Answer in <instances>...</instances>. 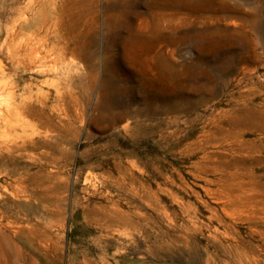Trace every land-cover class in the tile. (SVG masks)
I'll use <instances>...</instances> for the list:
<instances>
[{"label":"rangeland","instance_id":"obj_1","mask_svg":"<svg viewBox=\"0 0 264 264\" xmlns=\"http://www.w3.org/2000/svg\"><path fill=\"white\" fill-rule=\"evenodd\" d=\"M29 38L76 53L0 74V264H264V0H0Z\"/></svg>","mask_w":264,"mask_h":264},{"label":"bare ground","instance_id":"obj_2","mask_svg":"<svg viewBox=\"0 0 264 264\" xmlns=\"http://www.w3.org/2000/svg\"><path fill=\"white\" fill-rule=\"evenodd\" d=\"M29 39L30 40L22 41L21 43L20 42L19 43H15V44L12 43V45L15 48H13L11 45L8 46V54H9V58H10V61H9L10 62V66L4 65V64H0V74L2 75L3 78H7L8 81L11 82L13 79L15 80V78L18 76V73H19L20 69L29 70V69H34V68H37V67H40V68L44 67L47 62L53 60L51 58V56L53 54H55V58H54L55 66H52L53 69H51V70H53L52 72H54L56 74V77L59 79V83L57 85V89H58L57 91L59 92L60 89H61V87H60L61 84H63V82H65V80L67 79V77H68V75H69V73H70V71L72 70V67H73L67 62L66 56L68 54L75 55V53H76L75 48H70L69 44L67 43L66 40H60V44H59V47H58L59 52L55 53V45L53 44L52 47L49 50L45 51V53L42 54V52L39 51V46L36 45L35 43H33L31 41L32 40L31 38H29ZM73 65L75 66V62H73ZM117 68H118V65L115 64L112 69L116 70ZM47 69H50V68H47ZM106 71L109 73V68H106ZM54 83L55 82H53V84ZM61 94H63V93H61ZM61 96H63V95H61ZM29 97L32 98V94ZM29 97L28 96L24 97V98H22V100L23 101L27 100V99H29ZM6 105H7L6 113L3 114L4 123L14 133L12 135L13 137L14 136L15 137H19V133L20 132L18 133V130L20 129V130L23 131L22 133H25V131L27 129L26 123L24 121V111L22 110L23 109L22 108V102H19L17 100V98L15 97V94L11 93V98H10L9 101H7ZM1 123H2V121H1ZM22 133H20V134H22ZM10 135H9V137H10ZM15 147H17V146H15ZM12 148H13V146H12ZM1 232L2 231H1V226H0V233ZM6 236H8V234ZM2 240H4V239H2ZM10 240H11L10 241V243H11L12 239H10ZM6 241H8V240H6ZM6 241H4V242H6ZM2 244H4V243H2ZM6 244L7 243H5V245ZM7 247H10V246H7ZM6 261H7V259H6Z\"/></svg>","mask_w":264,"mask_h":264}]
</instances>
